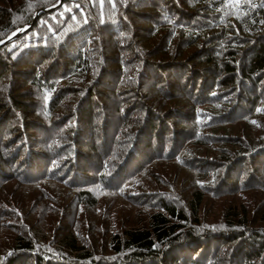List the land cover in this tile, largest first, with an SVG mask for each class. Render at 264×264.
<instances>
[{"label":"trees","instance_id":"obj_1","mask_svg":"<svg viewBox=\"0 0 264 264\" xmlns=\"http://www.w3.org/2000/svg\"><path fill=\"white\" fill-rule=\"evenodd\" d=\"M26 26L30 28L15 40L0 45L1 183L18 178L62 182L68 200L91 210L105 195L119 197L124 186L117 179L124 167L137 163L143 169L156 162L164 153L163 130L168 129L157 111L139 102L141 95L134 99L145 110L143 116L127 119L123 110L129 111L133 102L127 106L113 99L124 80L140 85L142 95L148 89L166 95L176 79L183 92L173 96L190 104L187 119L178 123L180 136L189 140L183 150L200 154V146L207 148L218 166L211 175L196 169L198 181L184 208L161 202L152 207L145 225L110 232L103 238L104 255L81 242L72 228H52L43 220L42 227L28 224L22 230L8 225L14 233L7 244L0 242V264H210L221 246L230 247L229 264H264V202L223 206L216 227H203L208 197L246 187L264 189V128L259 120L264 118V0H0V42ZM137 34L145 36L142 43ZM92 71L97 74L89 78L88 91L72 116H50L60 105V90L62 97L70 92V86H50L53 94L43 105L48 111L39 107L36 117L24 118L33 101L29 93L40 94L49 81L88 78ZM13 72L26 79L23 86L13 82ZM120 78L101 103L94 97L101 84ZM7 82L10 107L1 100ZM231 93L234 103L225 108ZM38 103L42 105L41 99ZM119 120L127 124L111 137ZM238 122L252 133L244 137L216 130ZM171 133L178 135L176 129ZM119 136L126 148L112 176V161L104 160L116 156ZM219 184L225 191L218 190ZM5 202L13 205V200Z\"/></svg>","mask_w":264,"mask_h":264},{"label":"rangeland","instance_id":"obj_2","mask_svg":"<svg viewBox=\"0 0 264 264\" xmlns=\"http://www.w3.org/2000/svg\"><path fill=\"white\" fill-rule=\"evenodd\" d=\"M137 36H140L139 41L142 43V39H144L145 36H143V34H137ZM43 68H45V63L43 64L42 69ZM93 72L94 71L88 75V78L87 76H79V79H69V82L68 80L66 82L49 81L40 94L36 92L33 93L35 98L31 95V93H29V87H24L23 89L30 94V98L33 100H29L30 103L26 105L25 109L27 110H25V113L23 114L24 118L30 119L36 117L34 110L39 107L42 111H48L47 109L45 110L43 105L48 103L47 98H50L53 94V89L50 88V86H55L58 90H60V88H58L59 86H61V88L70 86V88L67 89V92H70L64 97L60 95V90L59 97L57 98L58 101H61L60 105L56 110L49 111L52 113H49L50 116H64L69 113H71L70 116H72V114H74V111L72 110H74L78 100L82 97L85 90L88 91L91 84L90 82L92 81L89 78L94 74H97V71L94 74ZM13 76H16L15 81L13 82L16 85L19 84L20 86H23L26 79L17 75L15 72H13ZM133 79H136V77H133ZM79 82L83 83L79 84ZM108 82V86L107 84H105V86L104 84H101L97 93L94 95L99 102L101 97L105 99L109 97L106 93L108 91L107 88L114 83L121 82V78L115 82L112 80ZM124 82L125 85L117 86L116 90L113 92L116 95L113 99H117L119 102L121 101L127 103V106L133 102L128 108L130 109L129 111L123 110L124 113L127 114V119L130 117H134L133 119H136V117L141 118L145 112L141 105L138 104V101H135L134 99L137 95H141L138 99L139 102L148 106L149 109H153L158 112L156 113L159 116L158 118H161L162 121L168 124V129L165 132L163 130L165 142L162 147L165 145L164 153L159 156L156 162L151 161L150 163H145L141 166L143 169H141L137 163H134L132 168L129 167L126 169L124 167L123 173L121 172L117 179V182H119L121 186H124L121 187L120 196L115 198L110 195H105V197L100 199L97 208L92 210L87 207L77 208L71 200H68L65 197L68 192H66L61 186L63 183H57L56 181L58 180L55 177L52 178L56 183L38 179H32L29 181L23 180L22 178H18L15 181L5 180L6 182H0V242L3 240L7 244L8 240L14 233L8 232V225H17L15 229L22 230L25 228L24 226H27L28 224H37V227H42L43 220H46L51 223L52 228H58V226H60L61 228L69 231L70 228L76 232L78 231L77 233L75 232V234L81 242H85L87 247L90 246L95 248L97 250L96 252H98L97 255H104L103 253L106 250V245L103 238H106L110 232H120L124 228L145 225L149 215L154 211L152 207L157 206L161 202L180 205L184 208L187 197L193 191L194 182L198 181L194 175L196 169L201 167L199 171L203 175H211L212 171L216 170L218 164L213 160V154L210 153L207 148L200 146V154H195L196 152L192 150H183L187 145H189V140L180 136V132L183 128L182 125L179 126L178 123L183 119H187V113H185V111L188 110L190 104L188 102L186 103V98L179 99V96H173L176 91L183 92V90L176 88V83L178 84L176 79L172 81L174 87L172 86V88L169 89H173V91L166 95L159 92L157 89H148L147 95H142L139 91L140 85H130L129 82H126L125 80ZM52 83L53 85H51ZM178 86L180 85L178 84ZM5 87L7 88L6 90H3L4 97H2L1 100H3V102L10 107L12 105V99L9 94L12 90L10 89L11 87L9 82L6 83ZM48 88L50 90H48ZM231 94L233 96H229L231 99L230 101H226L228 103L225 108H230V105L234 103L235 93ZM40 99L42 105L38 103L40 102ZM98 101L96 102L99 104ZM125 105L123 104L121 107L123 108ZM203 109L204 108L201 110ZM221 110L224 113L227 111L222 108ZM233 114H235V112ZM259 120L262 121V127H260L259 124L257 127L264 128V118H259ZM117 124L118 125L116 127H113L111 137L114 136L115 138L116 135H120L119 133L121 131L119 129L121 128V125L125 126L127 121L119 120ZM224 126H220L223 128L217 127L216 130H218V134L228 131L229 133H234V136H238L239 134L245 137L252 133L251 129H248L247 126L241 122ZM244 128H246V130ZM8 129L13 131L12 125H8ZM175 129L177 130L178 135L175 133L172 136L171 131H175ZM63 130H65V126ZM6 136H8V134ZM234 136L232 138H235ZM116 141L118 142L114 146L116 147V156H112L110 154L104 160L105 163L108 162V160H111L112 162L115 161V163L108 162L112 165V169L110 170L112 176H114L113 172L116 170L118 172L120 163L124 157L123 150L126 148V144L123 143V137L119 136V139H116ZM159 146L161 147V143ZM191 149L193 148L191 147ZM182 150L183 152L181 153ZM58 162L59 161H55L54 163L56 164ZM59 166L60 165L58 163L57 169L55 170L59 171ZM21 168L22 166H20L19 170ZM7 170L10 169L8 168ZM218 171L219 174L222 171V168H218ZM244 172L246 173L245 170ZM63 173L64 171L58 173L57 176L61 177ZM126 175L128 176L124 181L122 178ZM65 176L66 175H63V177ZM200 183L204 184L202 182ZM221 184H219L218 190H224L226 188V186L220 187ZM238 187H240V185ZM215 189H217V187H215ZM9 199L13 200V205L7 206L6 204H3V201L5 202ZM252 202L257 205L264 202V189L246 187L240 192H235V194H223L219 198L208 197L206 200V208L204 210L205 213L203 220L205 225L203 227H216L219 223L218 217L221 215L223 206L225 207L233 203L250 205ZM4 214L7 216L2 217L5 216ZM95 229L101 232L99 237L97 233H95ZM211 248H213V246ZM218 249V257L211 261L210 264H229L228 259L230 256V247L221 246Z\"/></svg>","mask_w":264,"mask_h":264},{"label":"water","instance_id":"obj_3","mask_svg":"<svg viewBox=\"0 0 264 264\" xmlns=\"http://www.w3.org/2000/svg\"><path fill=\"white\" fill-rule=\"evenodd\" d=\"M56 6L50 8V9H53L55 8ZM40 12L36 13L34 15V20L37 18V16L39 15ZM30 28V26H26L24 28H21V29H18L16 31H14L13 33H11L5 40L1 41L0 42V45H3V44H6V43H9L13 40H15L19 35H21L23 32H25L26 30H28Z\"/></svg>","mask_w":264,"mask_h":264}]
</instances>
